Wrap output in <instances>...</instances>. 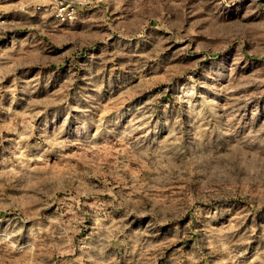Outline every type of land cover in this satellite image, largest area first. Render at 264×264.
<instances>
[{
    "label": "rangeland",
    "instance_id": "1",
    "mask_svg": "<svg viewBox=\"0 0 264 264\" xmlns=\"http://www.w3.org/2000/svg\"><path fill=\"white\" fill-rule=\"evenodd\" d=\"M0 264H264V0H0Z\"/></svg>",
    "mask_w": 264,
    "mask_h": 264
}]
</instances>
